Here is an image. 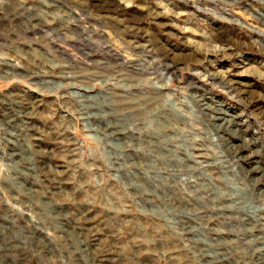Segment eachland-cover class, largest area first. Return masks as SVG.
Returning a JSON list of instances; mask_svg holds the SVG:
<instances>
[{
  "label": "rangeland",
  "instance_id": "1",
  "mask_svg": "<svg viewBox=\"0 0 264 264\" xmlns=\"http://www.w3.org/2000/svg\"><path fill=\"white\" fill-rule=\"evenodd\" d=\"M258 166L264 0H0V264H264Z\"/></svg>",
  "mask_w": 264,
  "mask_h": 264
},
{
  "label": "bare ground",
  "instance_id": "2",
  "mask_svg": "<svg viewBox=\"0 0 264 264\" xmlns=\"http://www.w3.org/2000/svg\"><path fill=\"white\" fill-rule=\"evenodd\" d=\"M83 51V50H82ZM83 54V53H82ZM170 67V66H169ZM204 97V96H203ZM199 102V101H198ZM202 103H203V100H202ZM205 103V102H204ZM202 105V107L200 108V111L201 112H205L206 114H207V118L209 119V121L212 123V125H213V127H215V129H217V130H220V129H228L229 130V128H230V125H232L233 124V122H234V119L233 118H231V119H229V118H226L225 116H224V111L223 110H217L216 109V107H215V109H213V108H211L210 106H208L207 104H201ZM199 107H200V105H199ZM219 109V108H218ZM206 114H204V115H206ZM228 115V114H227ZM205 117V116H204ZM207 120V119H206ZM209 122V123H210ZM218 122V123H217ZM237 122V121H236ZM237 124V123H236ZM231 129V128H230ZM239 136V135H238ZM16 137V136H15ZM242 137H243V135H242ZM242 137H241V139H242ZM221 138V137H220ZM232 147V146H231ZM238 147V146H237ZM233 149H234V147H233ZM233 149L232 148H228V146H227V154H232V156H234V157H236V158H238V159H242V158H244L243 156L244 155H241V149L239 150H237V148H236V150H234L233 151ZM245 149V148H244ZM230 156V155H229ZM249 158V157H248ZM235 159V158H234ZM245 159V158H244ZM239 161V160H238ZM239 164V163H238ZM239 166V165H238ZM255 166H257V165H255ZM252 167H254V166H252ZM252 169V168H251ZM253 169H255L256 170V168H253ZM257 171H259V173H261V175H260V177L264 174V168H262V167H259L258 166V168H257ZM244 172V171H243ZM253 172H254V170H253ZM246 176V175H245ZM258 176L257 177H253V178H251V179H253L254 180V182L256 183V182H258ZM262 181V180H261ZM253 182V183H254ZM254 183V184H255ZM259 183V182H258ZM256 215V213L255 214H253V216H255ZM258 217V216H257ZM257 217H248V220L250 221V222H253V225L255 224H258V218ZM260 223V222H259ZM254 225V226H255ZM257 227V226H256Z\"/></svg>",
  "mask_w": 264,
  "mask_h": 264
}]
</instances>
